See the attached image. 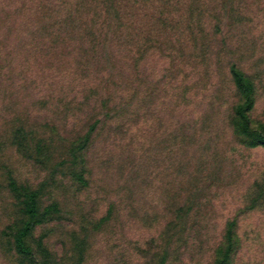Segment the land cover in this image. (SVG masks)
<instances>
[{
  "label": "rangeland",
  "instance_id": "1",
  "mask_svg": "<svg viewBox=\"0 0 264 264\" xmlns=\"http://www.w3.org/2000/svg\"><path fill=\"white\" fill-rule=\"evenodd\" d=\"M260 138L264 0H0V264H264Z\"/></svg>",
  "mask_w": 264,
  "mask_h": 264
},
{
  "label": "trees",
  "instance_id": "2",
  "mask_svg": "<svg viewBox=\"0 0 264 264\" xmlns=\"http://www.w3.org/2000/svg\"><path fill=\"white\" fill-rule=\"evenodd\" d=\"M239 75L240 74H238V75L236 74V77H238ZM239 77H241V76H239ZM259 140H260V143L264 144V138H260ZM33 211H34V209H33ZM30 229H31V225L30 224H27L24 227V229L21 231V233L19 235V244L21 246H24V241H23L22 237L25 236V235H27L28 232L30 231Z\"/></svg>",
  "mask_w": 264,
  "mask_h": 264
}]
</instances>
